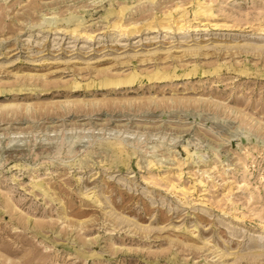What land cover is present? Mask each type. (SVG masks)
Segmentation results:
<instances>
[{"label":"rangeland","instance_id":"1","mask_svg":"<svg viewBox=\"0 0 264 264\" xmlns=\"http://www.w3.org/2000/svg\"><path fill=\"white\" fill-rule=\"evenodd\" d=\"M0 264H264V0H0Z\"/></svg>","mask_w":264,"mask_h":264}]
</instances>
